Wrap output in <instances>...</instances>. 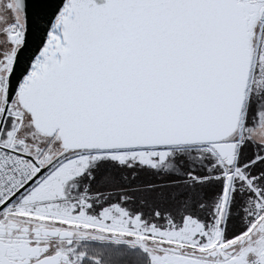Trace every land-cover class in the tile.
Listing matches in <instances>:
<instances>
[{"label":"snow or ice","instance_id":"snow-or-ice-1","mask_svg":"<svg viewBox=\"0 0 264 264\" xmlns=\"http://www.w3.org/2000/svg\"><path fill=\"white\" fill-rule=\"evenodd\" d=\"M0 264H264V0H0Z\"/></svg>","mask_w":264,"mask_h":264}]
</instances>
